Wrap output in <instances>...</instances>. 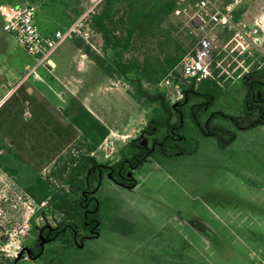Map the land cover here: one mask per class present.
Returning <instances> with one entry per match:
<instances>
[{"label": "rangeland", "instance_id": "obj_1", "mask_svg": "<svg viewBox=\"0 0 264 264\" xmlns=\"http://www.w3.org/2000/svg\"><path fill=\"white\" fill-rule=\"evenodd\" d=\"M4 1L35 4L38 23L47 30L70 23L92 5L91 0ZM135 1H140L142 6L153 2ZM214 1L221 8L238 3L232 26L202 28L193 18L196 0L193 3L180 0L179 8L183 12L171 14L163 32L155 31L136 42L126 57L134 53L141 60L148 57L152 62L166 52L184 57L197 50L201 39L209 40L212 78L222 87L223 95L205 119L214 111L249 119L264 103V0ZM254 29H258L257 40L249 35ZM6 36L0 28V38ZM82 45L104 54L100 34L94 36L92 45ZM21 53L23 59L34 64L27 53ZM111 55V50L105 53V56ZM51 57L58 67L52 70L41 67L37 71L39 76H30L26 85L36 88L37 94L43 92V96L63 111L65 121L85 106L109 128V136L95 152L98 160L115 161L132 140L150 145L153 137L158 136V128L154 134H149L146 128L161 116L162 109L147 101L143 89L162 90L161 80L158 84L144 82L142 87L133 74L115 73L110 77L74 40L64 42ZM176 75L175 81L182 84L179 72ZM15 82L2 86L1 95H11ZM253 83L259 86L253 89ZM9 98L1 104V112H7L14 105L15 99ZM167 98L172 104L178 101L173 95ZM22 110L28 120L34 104H25ZM183 111L186 115V110ZM22 121L19 115L18 124ZM185 121L189 126L187 154L176 159H149L135 174L138 183L131 190L106 180L102 193L108 204L101 234L87 240L82 247L71 249L61 237L54 241L46 237L71 218L46 203L38 204L26 191L34 183L37 172L28 164L20 163L13 155L10 141L0 138V196L8 198L0 204L4 210L0 229L3 241L13 236L24 248L17 262L264 264V126L239 132L233 146L224 150L214 136L199 133L187 115ZM37 240L42 242L43 250L39 258H32L27 248Z\"/></svg>", "mask_w": 264, "mask_h": 264}, {"label": "trees", "instance_id": "obj_2", "mask_svg": "<svg viewBox=\"0 0 264 264\" xmlns=\"http://www.w3.org/2000/svg\"><path fill=\"white\" fill-rule=\"evenodd\" d=\"M194 1L189 0V3ZM179 3L180 0H153L150 6H142L135 0H104L89 21L95 34L102 36L104 54L88 45L83 46L81 40H74L75 44L110 77L115 73L120 76L133 74L142 87L144 82L158 84L178 65L182 55L166 52L152 62L148 57L141 60L137 54L127 57L126 54L148 34L163 32L164 24L179 8ZM108 50L112 51L111 56H105ZM257 86L259 84H252L253 89ZM30 87L33 88L26 82L22 83L9 98L15 99L12 108L7 112H1L3 106L0 108V138L10 141L13 155L20 163L28 164L37 172L34 183L26 191L38 204L46 203L71 218L69 223L46 236L50 241L63 238L70 249L80 248L87 240L101 234L108 204L102 193L106 180L131 190L138 183L135 174L149 159H176L187 154L189 126L186 125V115L199 133L214 136L224 150L233 146L239 132L255 131L264 126V103L249 119L241 120L220 111L211 112L205 119L222 97V87L211 77L183 79V98L175 104L163 89L155 92L143 89L147 101L158 104L162 109L161 116L146 128L149 134H154L157 128L160 130L150 145L134 139L121 151L117 160L100 161L95 152L109 136V128L85 106H81L68 122L65 121L63 111L35 90L29 93ZM25 104H34L28 120L22 110ZM183 110H186V115ZM18 114L23 117L20 124L17 122ZM52 163L54 165L49 172L43 174ZM27 249L32 258H39L43 244L37 240ZM0 264L19 263L17 259L3 258Z\"/></svg>", "mask_w": 264, "mask_h": 264}, {"label": "built area", "instance_id": "obj_3", "mask_svg": "<svg viewBox=\"0 0 264 264\" xmlns=\"http://www.w3.org/2000/svg\"><path fill=\"white\" fill-rule=\"evenodd\" d=\"M104 0H91L92 5L85 12L76 18L71 24L62 29H56L47 34L42 33L37 20V6L32 3L25 5L11 4L5 14L3 29L10 34L25 51L35 58L37 66L46 64L51 66V56L55 50L66 41L81 40L86 44L92 45L95 31L90 26V17L96 7ZM238 4V3H237ZM237 4H229L221 8L214 0H197L195 3L194 21L202 28L207 26L230 27L233 25V17ZM183 9L177 8L175 14L179 15ZM258 29L250 30L249 35L256 39ZM257 40V39H256ZM255 40V41H256ZM211 42L201 39L198 48L194 53L186 54L166 76H164L159 86L166 91L167 96H175L176 100L183 98L181 84L175 81L176 73L179 72L185 80L196 78L201 80L213 77V69L210 60ZM37 66L31 68L22 78V83L30 76L38 77ZM7 202L6 196H0L1 202ZM4 210L0 206V218L3 217ZM0 222V226H1ZM3 234L0 229V257L19 259L22 257L24 248L20 241L11 236L9 240L3 241ZM1 260V258H0Z\"/></svg>", "mask_w": 264, "mask_h": 264}, {"label": "crops", "instance_id": "obj_4", "mask_svg": "<svg viewBox=\"0 0 264 264\" xmlns=\"http://www.w3.org/2000/svg\"><path fill=\"white\" fill-rule=\"evenodd\" d=\"M11 4L12 3H9L7 1H1L0 2V28L7 35L4 38H0V106L22 84V80H20V81H18V80L21 78V76L24 73V71L28 72L31 68H34V67L37 66V61L35 60V58L30 56L25 51V49L22 46H20L16 42V40L10 34L5 32L4 29H3V22H4V19H5V14H6V11H7L8 7ZM36 20H37V23H38L37 14H36ZM38 25H39L42 33H44V34H47V33L52 32V31H54V30L59 28V27H55V28L47 30L46 28L42 27L39 23H38ZM11 41H13V44H11L12 43ZM75 49L77 51H79L77 48H75ZM76 50H75V56L77 54ZM23 51L25 53H27V55H29L32 58L34 64H30L29 62L26 61V59H23V56H22V53H21ZM41 67H45V68H47L49 70H52V69H55L56 67H58V64L51 57V66H48V65H46L44 63L40 64L39 66H37V69H36L37 75H38L37 71ZM2 76L4 77V81H2ZM32 76H34V75H32ZM15 80H16L15 87H14V89H12L11 95H7V94L6 95H1L2 94V86H4L5 84H8L10 82H13ZM35 89L36 88H34V87L33 88L30 87L28 89V91H29V93H33ZM56 94H57V96L60 95L58 93V91H56ZM41 95L43 96L45 94L42 92Z\"/></svg>", "mask_w": 264, "mask_h": 264}, {"label": "water", "instance_id": "obj_5", "mask_svg": "<svg viewBox=\"0 0 264 264\" xmlns=\"http://www.w3.org/2000/svg\"><path fill=\"white\" fill-rule=\"evenodd\" d=\"M194 22H195V23H197V21H196V20H195Z\"/></svg>", "mask_w": 264, "mask_h": 264}]
</instances>
